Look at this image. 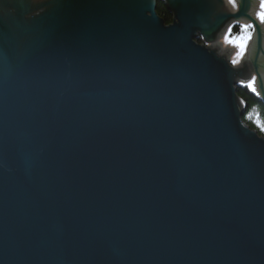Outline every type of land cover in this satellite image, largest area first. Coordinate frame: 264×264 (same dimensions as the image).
Instances as JSON below:
<instances>
[{
  "label": "water",
  "instance_id": "95a60500",
  "mask_svg": "<svg viewBox=\"0 0 264 264\" xmlns=\"http://www.w3.org/2000/svg\"><path fill=\"white\" fill-rule=\"evenodd\" d=\"M157 1L0 0V264H264V23Z\"/></svg>",
  "mask_w": 264,
  "mask_h": 264
},
{
  "label": "trees",
  "instance_id": "16d2710c",
  "mask_svg": "<svg viewBox=\"0 0 264 264\" xmlns=\"http://www.w3.org/2000/svg\"><path fill=\"white\" fill-rule=\"evenodd\" d=\"M156 13L163 18L166 24L172 20V14L168 10L163 0H158L156 3ZM238 24H233L229 28V33L236 35L240 32ZM201 39V38H199ZM236 94L244 105V112L241 119L251 129H254L260 136L264 137V105L259 97L254 94L246 84L236 86Z\"/></svg>",
  "mask_w": 264,
  "mask_h": 264
},
{
  "label": "rangeland",
  "instance_id": "374dc122",
  "mask_svg": "<svg viewBox=\"0 0 264 264\" xmlns=\"http://www.w3.org/2000/svg\"><path fill=\"white\" fill-rule=\"evenodd\" d=\"M253 1H254L252 3L253 12L256 15L254 9L256 7L260 10V8H259L260 0H253ZM252 6H251V8H252ZM249 31L250 30L248 28L247 29L244 28L239 33H237L236 35H232L230 33L228 34L227 32H224L222 34V36H220L219 39H217V42L219 44H221V46H223L226 49H229V53H230L229 60L232 64L234 61L237 62L241 58V56L243 55V53L245 51L247 40L245 41V47L243 50L236 46V43L238 42L239 37H241V36H247L248 37ZM215 40L216 39L208 41V42H206V44L209 46ZM197 42L203 43V40L198 38Z\"/></svg>",
  "mask_w": 264,
  "mask_h": 264
},
{
  "label": "snow or ice",
  "instance_id": "6c2138e0",
  "mask_svg": "<svg viewBox=\"0 0 264 264\" xmlns=\"http://www.w3.org/2000/svg\"><path fill=\"white\" fill-rule=\"evenodd\" d=\"M229 3L232 4L233 6H237L235 3V0H229ZM260 10L256 13L258 19L260 20V22L264 23V0H260V5H259ZM252 25H245L243 26V28L247 29V28H251ZM247 36H241L239 37L238 42L236 43V46L240 49H244L245 47V41L247 40ZM235 63V61L233 62ZM248 87L250 89H252L255 92V89L253 88V83H249Z\"/></svg>",
  "mask_w": 264,
  "mask_h": 264
},
{
  "label": "bare ground",
  "instance_id": "6f19581e",
  "mask_svg": "<svg viewBox=\"0 0 264 264\" xmlns=\"http://www.w3.org/2000/svg\"><path fill=\"white\" fill-rule=\"evenodd\" d=\"M253 1V0H252ZM251 6H252V4H251ZM252 11L251 12H253V6H252V8H250ZM219 39V38H218ZM209 48L210 49H214L215 50V52L217 53V54H219V55H227L228 57H230V53H229V49H226V48H224L223 46H221V44H219L218 42H217V40H215V41H213L210 45H209Z\"/></svg>",
  "mask_w": 264,
  "mask_h": 264
},
{
  "label": "flooded vegetation",
  "instance_id": "af4514ba",
  "mask_svg": "<svg viewBox=\"0 0 264 264\" xmlns=\"http://www.w3.org/2000/svg\"><path fill=\"white\" fill-rule=\"evenodd\" d=\"M254 11H255V13H257V12L259 11V9L255 7ZM257 18H258V17H257ZM263 26H264V25H263ZM238 28H242V29H244L243 26H242V27H241V26H238ZM250 31H251V34H252V30H250ZM254 86H255V83H254Z\"/></svg>",
  "mask_w": 264,
  "mask_h": 264
}]
</instances>
